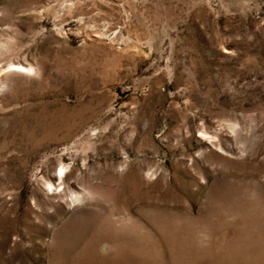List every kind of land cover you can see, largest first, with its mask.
Returning <instances> with one entry per match:
<instances>
[{
	"label": "rangeland",
	"instance_id": "1",
	"mask_svg": "<svg viewBox=\"0 0 264 264\" xmlns=\"http://www.w3.org/2000/svg\"><path fill=\"white\" fill-rule=\"evenodd\" d=\"M0 264H264V0H0Z\"/></svg>",
	"mask_w": 264,
	"mask_h": 264
},
{
	"label": "bare ground",
	"instance_id": "2",
	"mask_svg": "<svg viewBox=\"0 0 264 264\" xmlns=\"http://www.w3.org/2000/svg\"><path fill=\"white\" fill-rule=\"evenodd\" d=\"M15 66H16V68H23L24 67L23 65H20V64L15 65Z\"/></svg>",
	"mask_w": 264,
	"mask_h": 264
}]
</instances>
